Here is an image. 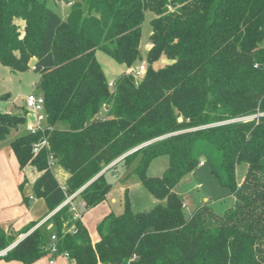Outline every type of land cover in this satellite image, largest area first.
<instances>
[{
	"label": "trees",
	"instance_id": "obj_1",
	"mask_svg": "<svg viewBox=\"0 0 264 264\" xmlns=\"http://www.w3.org/2000/svg\"><path fill=\"white\" fill-rule=\"evenodd\" d=\"M146 11L150 48L136 80ZM98 51L128 70L112 87ZM161 57L168 63L155 68ZM0 65L39 75L46 117L43 131L10 143L19 169L39 173L22 201L42 200L46 213L16 232L0 226V252L14 244L0 260L33 264L54 236L72 264H264V0H82L65 17L46 0H0ZM24 110L0 114V143L33 123ZM162 156L166 169L148 176ZM49 159L68 174L64 186ZM201 162L234 203L218 215L207 202L186 217L174 189ZM121 163L164 205L134 213L125 194L92 244L82 214L105 201Z\"/></svg>",
	"mask_w": 264,
	"mask_h": 264
},
{
	"label": "rangeland",
	"instance_id": "obj_2",
	"mask_svg": "<svg viewBox=\"0 0 264 264\" xmlns=\"http://www.w3.org/2000/svg\"><path fill=\"white\" fill-rule=\"evenodd\" d=\"M46 2L48 7L52 11L57 13L59 16H62L64 10L67 14V11L70 7L67 5V3L70 2L71 4H75L82 2V0H46ZM61 9L63 10L62 12L60 11ZM153 17L154 15L152 12L146 11L141 26L140 55L142 58V62L140 64H145L146 68V48L149 43V36L151 34L150 21ZM16 24L18 27L22 26V23H20L19 21H16ZM96 60L101 66L105 78L109 82V84H112L125 71V68L123 66L117 64L103 52L98 51L96 53ZM167 63L168 61H166L164 57H161L159 61L156 62L153 66L157 68ZM138 64L139 63H137V65ZM132 70H134V68H132L130 71ZM38 80L39 75L32 70H28L26 72H15L0 65V96H3L5 98L0 99V114L9 116L26 115L23 107V100L27 95L31 93H38L36 89ZM136 80L140 79L138 78ZM22 134H26V124L21 126L16 132L12 131L6 137V139L0 143V156H7L9 152V143ZM167 163L168 158L166 156H162L153 160L148 168V176H161V174L167 167ZM132 169L133 165L130 168H127L121 163L120 165H118V169L114 173V176H108V181L113 185L112 190L109 193L110 197H108L109 208L113 214L117 215L123 212L125 194L127 195L128 201L130 203V208L134 213L149 211L158 204L164 205V201L156 200L146 189H144L136 176L131 174ZM57 170L58 169L56 167H52V172L58 177L59 181H62V176L57 173ZM17 171L22 175L21 182L26 178L30 180L32 177V170L30 167H25L23 170H20L18 168ZM244 172L245 166H238L236 179L239 184L241 183ZM5 173L6 169H3L1 167L0 191L2 189V186H4L3 176ZM174 192L184 200V214L186 217H189V215L197 207L207 202H209L212 210L218 215H221L224 211L231 208L234 203V199L230 195V191L220 185L218 180L210 174L208 165H204L202 164V162L193 173L185 176L180 181V183L174 189ZM112 199L115 200V203H111ZM78 204V201H76L75 205L78 206ZM104 207L107 209L108 205L105 204ZM88 211H86V213ZM47 218L48 217L40 221L35 227H38ZM95 219L96 218H92V216L90 215L86 217V222L88 223V227L92 232L95 231L94 228H92ZM22 236L23 235L19 236L18 238ZM13 245L11 247H13ZM49 256L51 257V255ZM59 257L63 258L59 255L55 256V258Z\"/></svg>",
	"mask_w": 264,
	"mask_h": 264
},
{
	"label": "crops",
	"instance_id": "obj_3",
	"mask_svg": "<svg viewBox=\"0 0 264 264\" xmlns=\"http://www.w3.org/2000/svg\"><path fill=\"white\" fill-rule=\"evenodd\" d=\"M60 11L62 12L63 10L61 9ZM64 16H66L65 10L61 17ZM149 48H150V43H148L146 49L149 50ZM127 71L128 70H125L124 72ZM10 143L8 145L9 147L8 155L0 156V168L2 167L3 169H6V173L3 176L4 186H2V189L0 191V226H2L6 231L10 229L16 232L19 231L25 225H27L29 222L40 219L46 213V206L42 200H32L30 201L29 206H26L22 201L23 198L22 194L28 197L31 196V190H30L31 183L38 176L39 173L30 167L32 170L31 173L32 177L30 180L26 178L27 184L21 191L19 190L18 185L21 183L22 175L19 174L17 171L19 166L10 148ZM53 167H56L58 169L57 173L62 176V181H59L58 177L53 173L57 182L61 187L64 186V183L68 178V174L57 165H54ZM108 197H110V194H108L104 202L90 209L87 213L85 211L84 215H82L81 217V222L83 226L87 229L92 244L98 241V236L96 233L97 224L105 216L112 213L109 208ZM111 203H115V200L112 199ZM105 204L108 205L107 209L104 207ZM89 215L92 216V218H96L95 221L93 222V227H92L95 230L94 232L91 231V229L88 227V223L86 222V217ZM21 238H23V236L20 237L19 239ZM50 261H53L52 264H71L69 260L60 257L52 258L49 256V254L42 257L33 264H50ZM0 264H21V263L18 261L7 262L4 260H0Z\"/></svg>",
	"mask_w": 264,
	"mask_h": 264
},
{
	"label": "built area",
	"instance_id": "obj_4",
	"mask_svg": "<svg viewBox=\"0 0 264 264\" xmlns=\"http://www.w3.org/2000/svg\"><path fill=\"white\" fill-rule=\"evenodd\" d=\"M68 6L71 5V3H67ZM146 70V66L145 64H141L138 67L134 68V70L131 71L132 75L135 78H141L144 74ZM112 84H109V87H112ZM24 107L25 109L31 114V116L33 117V123L31 124H27L26 126V132L29 134H36L37 132H41L43 131L44 127H45V113H44V100L43 97L41 95H38L36 93H31L29 95H27L24 100ZM44 144L43 140H40L39 142L33 144L32 150L34 154L38 153V150L40 149V147ZM48 166L50 168H52L54 166V161L52 159H49L48 161ZM71 198H68L66 203L70 202ZM185 206V205H184ZM79 207L78 206H72V211L74 213V219L79 218ZM48 252L49 255H51V257H55L57 255L63 257L66 260H69L72 264V261L70 260L69 256L67 253H62L59 254L56 251V246H55V237L52 236L51 237V242L48 245ZM6 253V251L0 252V256L4 255ZM53 261H50V264H52Z\"/></svg>",
	"mask_w": 264,
	"mask_h": 264
},
{
	"label": "water",
	"instance_id": "obj_5",
	"mask_svg": "<svg viewBox=\"0 0 264 264\" xmlns=\"http://www.w3.org/2000/svg\"><path fill=\"white\" fill-rule=\"evenodd\" d=\"M35 64H36V60L32 59L28 66H29V68H33ZM178 122H181V118L178 119ZM83 211H84V208L81 207L80 212H83Z\"/></svg>",
	"mask_w": 264,
	"mask_h": 264
}]
</instances>
